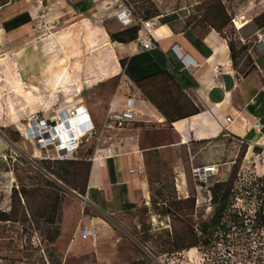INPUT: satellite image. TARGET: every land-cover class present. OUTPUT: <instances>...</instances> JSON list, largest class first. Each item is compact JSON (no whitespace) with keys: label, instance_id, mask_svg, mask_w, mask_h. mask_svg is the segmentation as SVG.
Listing matches in <instances>:
<instances>
[{"label":"rangeland","instance_id":"1","mask_svg":"<svg viewBox=\"0 0 264 264\" xmlns=\"http://www.w3.org/2000/svg\"><path fill=\"white\" fill-rule=\"evenodd\" d=\"M103 1L101 13L86 12L74 21L55 23L49 32L44 33L35 21L28 32H23L25 41L11 43L7 36L0 35V136L9 145L7 155L1 159L7 171H0V211H10L12 187L53 190L43 175L47 162L56 160L39 157L36 145L22 138L18 130L26 118L37 111L52 114L58 107H67L77 100L88 111H99L107 106L119 83V76L110 77L116 72L114 47L103 30L105 27L108 31L103 21L112 13L115 0ZM123 1L132 10L150 9L160 16L174 12L184 22L195 23L202 14L199 2L203 0ZM262 1L222 0L231 18L224 34H243L236 30L235 22L252 20ZM205 29L207 26L203 25L200 31ZM242 60H238V71L245 69ZM101 142L94 138L84 140L73 159L66 160L77 165L61 173L64 181L53 180L64 191L55 226L39 218L40 210H32V219L27 206L33 203L25 204L22 199L13 215L15 221L0 222V264H201L202 257L194 249L184 250L180 256L163 253L175 232L195 227L213 213L207 190L198 182L194 170L217 165L220 176H211V183L226 179L237 166L238 186L245 183L249 170H255L248 143L231 136L180 147L152 157L149 199L118 212H101L86 202L85 194L79 193L86 187V163L92 162ZM187 197L195 200L193 210L185 208L164 215L169 203ZM235 203L242 210L254 208L247 199ZM85 227L95 234L94 240L79 237ZM54 230L58 236L51 243ZM191 239L183 234L173 242L181 245Z\"/></svg>","mask_w":264,"mask_h":264},{"label":"crops","instance_id":"2","mask_svg":"<svg viewBox=\"0 0 264 264\" xmlns=\"http://www.w3.org/2000/svg\"><path fill=\"white\" fill-rule=\"evenodd\" d=\"M104 3L103 0H55L46 4L47 20L60 24L74 21L86 12L97 15ZM260 4L259 13L264 11V1ZM114 11L115 7L103 21L108 31L105 27L103 30L106 40L114 47L116 72L110 77L119 76V83L106 107L89 111L97 129L94 139L102 141L97 148L102 154L91 160L85 193L87 203L101 212H118L127 204L136 205L149 199L152 157L180 147L231 136L248 143L251 154H264V49L256 45L257 35L264 33V28L254 29L247 24L238 29L244 32L240 40L248 45L254 66L243 77L233 68L227 40L214 29L190 31L184 28L178 14L161 15L152 19L153 47L141 50L138 40L146 34L138 24L121 27ZM38 14L33 0H9L0 9V35L7 36L11 43L25 41L23 32L30 30ZM238 23L235 22L237 28ZM174 45L197 66L185 68L172 49ZM122 58L126 61L121 70L118 59ZM162 71L171 75L173 84L160 88L153 98L175 102L184 94L199 109L197 114L169 124L155 103L135 86V80ZM127 98L134 101L137 111L134 120L127 128L105 129L104 121L99 118H105L110 111H120ZM77 104L82 101L67 107ZM8 147L0 136V159L7 155ZM256 160L255 171L264 173V166Z\"/></svg>","mask_w":264,"mask_h":264},{"label":"trees","instance_id":"3","mask_svg":"<svg viewBox=\"0 0 264 264\" xmlns=\"http://www.w3.org/2000/svg\"><path fill=\"white\" fill-rule=\"evenodd\" d=\"M8 2L9 0H0V9ZM125 4L129 6V4ZM199 4L202 5L200 9L202 14L199 16L198 21L193 23L187 20L184 22V28L190 31H199L203 29V25H206L207 28L217 31L228 42L233 68L245 77L254 68L253 58L248 53V45L240 40L244 32L238 29L244 28L247 24L254 29L264 28V11L256 15L249 23L246 20L238 23V29L236 28V30L243 32L239 37H229L224 34V29L230 23L231 18L222 0H203ZM132 16L136 24L139 20H151L160 15L150 9L141 10L137 8V10H132ZM240 59L245 62V69L242 71L237 70L238 60ZM125 61L126 58L118 59L121 70L124 68ZM134 84L147 99L155 103L157 109L169 124L199 112V109L184 94H181L180 99L175 102L164 99L156 101L153 98L160 88L173 84V78L167 71L137 79ZM234 138L245 142L243 139ZM0 162L3 163L1 159ZM1 163L0 171H7V167L4 163ZM71 165L77 164L66 160L47 162L46 174L43 176L46 178L45 183L47 186L53 190L45 191L41 188H26L24 186L17 190L12 187L10 211H0V222L15 221L13 215L20 206L22 199L25 204L28 202L33 203H29L27 206V209L32 213L30 215L32 219H35L32 210H40L42 213L39 218H42L45 223L55 226L60 218L64 191L53 180L64 181L61 173L65 172V169ZM86 166L88 182L91 163H86ZM237 169V166H233L226 179H216L209 184L206 189L208 202L213 207L210 218L200 221L195 227L186 228L182 233L175 232L174 236L168 241L169 247L163 251L164 254L171 255V257L174 254L180 256L182 251L194 249L202 257L201 264H264V173L257 174L255 170H249L244 178L245 183L238 186V180H236ZM87 182L85 190L79 192L80 194L86 193ZM240 199L253 202V210L246 211L234 206L235 201ZM194 205L195 200L191 197L176 200L169 203V210H166L164 215L169 216L173 212H181L185 208L193 210ZM133 206L134 204H127L125 209ZM183 234L190 235L192 239L188 243L175 245L173 240L180 239ZM57 236L58 232L54 230L50 238L51 243Z\"/></svg>","mask_w":264,"mask_h":264},{"label":"built area","instance_id":"4","mask_svg":"<svg viewBox=\"0 0 264 264\" xmlns=\"http://www.w3.org/2000/svg\"><path fill=\"white\" fill-rule=\"evenodd\" d=\"M52 1L55 0H33L34 6L39 12L36 21L44 33L49 32L55 26L54 21L47 20L46 4ZM114 5V18L121 27H129L135 24L131 7L127 6L123 0H116ZM136 24L146 34L145 38L138 40L139 48L141 50L152 48L153 20H139ZM256 45L258 48L264 49V33L261 32L257 35ZM172 49L185 68L197 66L191 58L180 54L176 45ZM136 115L137 111L134 108L133 99L127 98L120 111L108 112L103 126L108 130L123 129L134 120ZM227 120L230 122V119ZM18 131L25 141L33 142L36 145L39 157L60 161L73 159V155L80 148L83 141L93 139L97 134L91 114L84 104H77L66 108L58 107L52 111V114H45L39 111L34 112L26 118L25 123ZM101 154L102 150L96 149L91 160L98 159ZM252 156L257 159L256 161L259 162L260 166H264V154H252ZM217 172V165H209L197 168L194 170V175L197 177L198 182L207 189L210 184V177ZM95 237L92 230L86 227L81 230L82 239L94 240Z\"/></svg>","mask_w":264,"mask_h":264}]
</instances>
